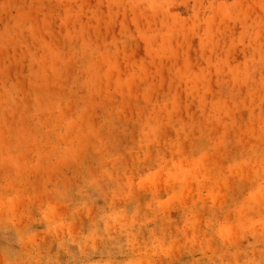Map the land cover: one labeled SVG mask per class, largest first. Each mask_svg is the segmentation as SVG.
Listing matches in <instances>:
<instances>
[{"label":"rangeland","instance_id":"rangeland-1","mask_svg":"<svg viewBox=\"0 0 264 264\" xmlns=\"http://www.w3.org/2000/svg\"><path fill=\"white\" fill-rule=\"evenodd\" d=\"M0 264H264V0H0Z\"/></svg>","mask_w":264,"mask_h":264}]
</instances>
